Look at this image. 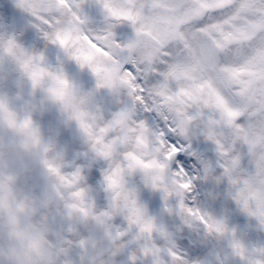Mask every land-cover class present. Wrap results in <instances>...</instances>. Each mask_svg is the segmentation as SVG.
Wrapping results in <instances>:
<instances>
[{"label": "snow or ice", "instance_id": "1", "mask_svg": "<svg viewBox=\"0 0 264 264\" xmlns=\"http://www.w3.org/2000/svg\"><path fill=\"white\" fill-rule=\"evenodd\" d=\"M0 67L33 88L47 81V98L91 147L42 143L30 111L0 93V123L41 147L58 180L49 207L0 159V264H264V0H0ZM125 88L138 104L145 93L163 102L171 126L152 129L137 113L111 137L132 117ZM141 110L163 118L146 102ZM150 130L169 158L197 161L195 179L211 185L205 203H186L195 181L183 163L170 182L134 151L122 153L126 167L97 166L120 144L146 147ZM136 171L144 183L126 186Z\"/></svg>", "mask_w": 264, "mask_h": 264}, {"label": "clouds", "instance_id": "2", "mask_svg": "<svg viewBox=\"0 0 264 264\" xmlns=\"http://www.w3.org/2000/svg\"><path fill=\"white\" fill-rule=\"evenodd\" d=\"M130 62H125L121 65L122 71H128V64ZM144 101L140 104L137 103V99H134L133 96L128 94V90L125 88L122 90V94L120 99L123 101V106L128 107L132 111V117L125 122L123 127L118 126L116 129L113 130L112 133L109 135L111 137H115L117 135H122L123 132L128 128H133L135 126L136 120H137V113H139V119L147 118L151 123V128L156 129L164 128L167 129L171 126L172 122V113L169 111L168 107L163 104L161 101H157L155 104L153 103L152 99L147 96V93L144 94ZM146 102L150 106L157 108L162 115H157L155 112L151 114L144 113L141 109L143 106V103ZM91 110V109H89ZM97 126H100L102 124L101 121L96 122ZM140 132L137 131L136 135H139ZM144 140L146 147L144 148H137L134 141H130L128 144H120L118 145L115 150L113 151V154L108 157L107 159H100L97 161V166H114V165H123L124 167L127 166L126 161H122V153L126 151H134L140 154H146L144 158L146 159H155L158 164L163 165V172L166 178V181H171L173 178V174L176 172L177 168L179 167L180 163H183L185 165L186 170L189 172V174L193 177V180L195 181L193 184V190L190 193H187L185 195L186 203L191 204L192 198L194 197L197 204H203L205 203V193L209 190L210 184H205L199 180H196L195 178L200 175L202 172V168L198 171L196 168H193V165L197 164V161L190 160L187 156L184 155V153H180L179 158L176 156H171L169 158L168 148L165 141H156L154 140V137L152 135V131L143 133ZM83 143L80 145L81 147L87 148L88 151H91L90 143L87 141L86 138L82 137ZM168 143H178L176 136L169 134L168 137ZM144 175L142 172L136 171V172H128L125 177V184L126 186L130 187H136L138 185H141L144 183ZM58 183V180H57ZM61 192L68 194L72 191V189H60ZM173 204L176 203L175 199L172 201ZM196 206V205H192ZM158 209L153 208L152 211L156 212ZM39 215H36L32 217L31 219L35 220L37 219ZM118 216H114L113 219H117ZM164 222L171 225H176L179 223L178 217H166L164 219Z\"/></svg>", "mask_w": 264, "mask_h": 264}, {"label": "rangeland", "instance_id": "3", "mask_svg": "<svg viewBox=\"0 0 264 264\" xmlns=\"http://www.w3.org/2000/svg\"><path fill=\"white\" fill-rule=\"evenodd\" d=\"M9 73L11 74V72L7 70L6 67H0V77L6 76V75L8 76ZM17 84L18 86H17V91H16L15 96H10L8 95V93H6L10 97L11 105L14 106L15 110L16 108L18 109L20 107L24 111L23 114L25 113L26 110L30 111L32 109L36 110L37 112L41 110L44 114L45 113L47 114L48 112L54 113L53 118L52 116L47 114L51 118H47L45 120L42 118L36 121L37 124L41 122L40 124L41 128L43 130H46V132L39 133V135H44V136H41L42 139L40 138L42 143L43 141L48 142L51 139L53 133L56 134L57 132H60L62 139H59V140L64 146L66 139L68 138V134L72 135L73 137L77 134V129L74 127V122L70 125V123L67 121L69 120L68 112L63 111L61 105L47 98L46 92L44 91V89L47 87V84H48L47 81H43L39 87L33 88L27 79L22 78L20 76L18 78ZM84 84H87L90 87L91 81L87 79L81 81V87H83ZM44 101H46V103H43ZM58 110L60 111V113H62V116L57 115L59 114L57 113ZM36 115H40V113ZM4 125L5 123H0V128L3 129ZM68 126L70 129L69 131H67V134L65 135L62 134L61 128L65 127V129H67ZM1 129H0V150H2L3 152V151H7L10 145L4 144L7 136H3V132H2L3 130L1 131ZM48 132H50V135H47ZM70 135H69V138H70ZM45 136L47 137L45 138ZM20 161L15 162L13 160L12 161L8 160L7 163L9 165L11 164L12 167L17 166L18 169H21L22 170L21 174L26 172V169H29V168L34 169L33 167H39L40 169L39 174L27 173L28 175L27 174L24 175L25 179L29 177L27 180L28 182L25 181L26 185L28 186L27 193L37 196V197L41 195L49 197L50 198L49 207H51L58 199H56L57 195H56L54 188L51 186L50 182L47 180V173L45 172L46 169H44L43 165L39 162L40 159H38L35 156V157H31L29 160L28 159L23 160L25 162L21 164H20ZM21 176L20 178H22ZM73 221L74 223L77 222L76 215L73 217Z\"/></svg>", "mask_w": 264, "mask_h": 264}, {"label": "bare ground", "instance_id": "4", "mask_svg": "<svg viewBox=\"0 0 264 264\" xmlns=\"http://www.w3.org/2000/svg\"><path fill=\"white\" fill-rule=\"evenodd\" d=\"M11 74H12V77L9 76V75L8 76L6 75V76H3V77H0V93H8V95H10V96H15L16 91H17V86H18V84H17L18 83V78L20 77V74L18 72H11ZM12 107L14 108V106H12ZM16 111H17V113L19 115H21V116L24 115L23 114L24 111L21 110L20 108H18V109L16 108ZM31 115H32V118H33L34 121H37L40 118L39 116H36L35 114H31ZM40 124H41V122H39L38 123V126H37L38 129H39V131L41 129ZM65 131H69V130H65ZM69 135L70 134H68V138H69ZM70 138H71L72 142L74 143V145H76V146H80L83 143L82 137L80 136V134H79L78 131H77V134L74 137L72 135H70ZM59 139H60L59 134L55 135L53 138L50 139L51 141H53L57 145V150H61L65 146V145L64 146L62 145V143L60 142ZM25 152L26 153H29V152H31V150L30 149H27L26 151H22V152H20V155L24 154ZM13 155L14 154H11V156H13ZM46 156H47L48 159H53L54 156H55V151H50L49 153L46 154ZM9 158H11V157H9ZM8 160L9 159H5L4 161L7 162ZM31 173L32 174L33 173L39 174L38 169L37 170L35 169ZM46 173H47V180L50 182L51 186L53 187V185L57 183V179L55 177L51 176L47 171H46ZM22 179L23 178H21V180ZM24 183L25 182H22L21 183V187L27 193L26 184H24ZM56 195H57V193H56ZM56 199H58V196H57ZM74 216H75V214H74ZM73 217L71 219V222L74 223ZM80 223L83 226V224H85L87 222H83L82 221Z\"/></svg>", "mask_w": 264, "mask_h": 264}]
</instances>
